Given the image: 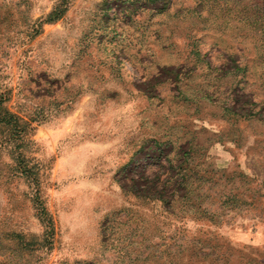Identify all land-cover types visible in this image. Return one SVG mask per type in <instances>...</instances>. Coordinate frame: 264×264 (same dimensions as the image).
<instances>
[{
    "label": "rangeland",
    "instance_id": "rangeland-1",
    "mask_svg": "<svg viewBox=\"0 0 264 264\" xmlns=\"http://www.w3.org/2000/svg\"><path fill=\"white\" fill-rule=\"evenodd\" d=\"M0 98V264H264V0H0Z\"/></svg>",
    "mask_w": 264,
    "mask_h": 264
},
{
    "label": "trees",
    "instance_id": "trees-1",
    "mask_svg": "<svg viewBox=\"0 0 264 264\" xmlns=\"http://www.w3.org/2000/svg\"><path fill=\"white\" fill-rule=\"evenodd\" d=\"M63 8H58L55 7L48 15L46 20L47 21H51L54 20L56 18H58L60 16V14L63 12ZM3 101V99L0 98V123L3 124H13L15 122V117L8 112L2 105L1 102ZM238 115L241 116H245V115H249L251 114L250 112H246V113H237ZM264 118V117H261ZM123 168V167H122ZM170 180V177L166 176L163 179H159L158 174H155L154 178L152 180H146L145 184L141 187H137L134 188L133 185L130 186H120L123 190L125 191H129L130 193H133L137 196L140 197H147V198H152V199H159L161 201L164 202H169L172 199L171 195H167L166 197L162 194V186L166 185L167 182ZM176 181L180 179L176 178ZM159 185V186H158ZM156 187H158V189H156ZM144 188V189H143ZM38 200H36V198L34 199V202H36ZM38 205H39V201H38ZM38 209V216H40V220L45 223V225H47V228H49L48 231H50L51 229V222H50V218L47 215V213L45 212V210L43 209V207H39L36 206Z\"/></svg>",
    "mask_w": 264,
    "mask_h": 264
}]
</instances>
